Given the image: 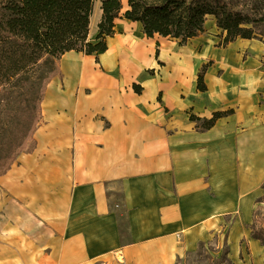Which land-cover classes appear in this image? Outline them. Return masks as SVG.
Instances as JSON below:
<instances>
[{
	"label": "crops",
	"instance_id": "obj_1",
	"mask_svg": "<svg viewBox=\"0 0 264 264\" xmlns=\"http://www.w3.org/2000/svg\"><path fill=\"white\" fill-rule=\"evenodd\" d=\"M127 10L123 0L105 53L62 56L35 150L0 177V264H176L229 223L234 250L251 237L264 87L249 83L262 75L264 44L149 38ZM102 17L97 0L92 43ZM211 61L200 92L196 74ZM231 110L209 130L190 120Z\"/></svg>",
	"mask_w": 264,
	"mask_h": 264
},
{
	"label": "trees",
	"instance_id": "obj_2",
	"mask_svg": "<svg viewBox=\"0 0 264 264\" xmlns=\"http://www.w3.org/2000/svg\"><path fill=\"white\" fill-rule=\"evenodd\" d=\"M97 0H0V177L24 153H32L42 124L47 88L62 76L60 60L68 52L105 53L115 34L123 0H100L103 17L94 43L88 41ZM124 18L141 23L144 33L175 39L180 45L202 35L213 17L221 31V47L238 39L264 44V0H126ZM211 61L197 74V89L205 92ZM153 74L152 70L148 71ZM138 93L141 88H137ZM140 87V86H139ZM233 111L216 112L210 119L191 116L203 130ZM263 195L256 201L250 234L264 248ZM203 245V244H202ZM200 245V247L202 246Z\"/></svg>",
	"mask_w": 264,
	"mask_h": 264
},
{
	"label": "rangeland",
	"instance_id": "obj_3",
	"mask_svg": "<svg viewBox=\"0 0 264 264\" xmlns=\"http://www.w3.org/2000/svg\"><path fill=\"white\" fill-rule=\"evenodd\" d=\"M215 33L219 34L221 32L220 30H217L214 25L211 27L210 23H208L206 31L203 35L214 36ZM260 62L261 64H259V67L262 68V75L254 76L252 82L249 83V87H264V60L262 59ZM227 70H229V67L224 64V66L221 67L222 73H225ZM161 76H164V73H162ZM194 76L195 73L191 72V67L189 66V73L187 74L189 85L192 83ZM262 97L264 98V93L262 94ZM238 129V133H242L244 130L243 128ZM252 129L253 127H250V130ZM260 177L261 178L258 184L255 185L254 190L256 195L262 196L264 172L260 175ZM256 208L254 210H256ZM262 213H264V210ZM251 223L247 226L248 230H250L249 228ZM229 226L224 228L214 241L202 245L195 252H187L180 255L176 264H264V248L259 244V242L252 240L250 236L243 238L241 241L234 242V250V246L231 245L230 236L228 241L226 240Z\"/></svg>",
	"mask_w": 264,
	"mask_h": 264
}]
</instances>
